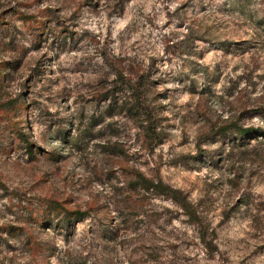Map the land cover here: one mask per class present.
Wrapping results in <instances>:
<instances>
[{"label": "rangeland", "instance_id": "obj_1", "mask_svg": "<svg viewBox=\"0 0 264 264\" xmlns=\"http://www.w3.org/2000/svg\"><path fill=\"white\" fill-rule=\"evenodd\" d=\"M0 264H264V0H0Z\"/></svg>", "mask_w": 264, "mask_h": 264}, {"label": "trees", "instance_id": "obj_2", "mask_svg": "<svg viewBox=\"0 0 264 264\" xmlns=\"http://www.w3.org/2000/svg\"><path fill=\"white\" fill-rule=\"evenodd\" d=\"M122 84L123 86H128L130 88V90L132 91V97L135 98V100L138 102V103H133V106L131 108L128 109V112L133 116V115H139L140 114V111L139 109H142L144 106L143 104L145 102H147L146 100H142L141 102V99H142V91L141 89H145V87L143 86V83L142 82H139V83H136V84H133L131 82V80H127L125 78L122 79ZM146 124V126L141 122V124H143L142 126L146 128V131L147 130H155L154 127L151 125V123H153L151 121V119L149 118V116L147 115L146 118H143L142 119ZM241 131L243 133H248L250 131H253L252 129H246V128H243L241 129ZM154 185V187H156L157 190H159V192L161 193H166V194H171L173 193L174 191L168 187L167 185L163 184L162 182H158V183H152ZM185 208L189 209V205L188 203L186 204L185 203ZM193 214L190 212V215ZM83 215V214H82Z\"/></svg>", "mask_w": 264, "mask_h": 264}]
</instances>
